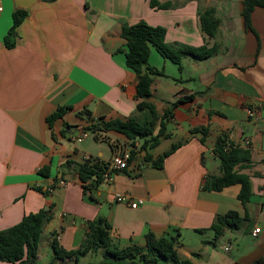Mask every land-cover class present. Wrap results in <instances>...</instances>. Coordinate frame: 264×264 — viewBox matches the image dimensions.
Instances as JSON below:
<instances>
[{
  "label": "crops",
  "instance_id": "1",
  "mask_svg": "<svg viewBox=\"0 0 264 264\" xmlns=\"http://www.w3.org/2000/svg\"><path fill=\"white\" fill-rule=\"evenodd\" d=\"M1 1L0 230L52 207L38 264L41 249H52L55 237L67 249L79 248L87 223L98 217L112 225L115 242L122 247L144 246L148 232L157 237L179 233V255L195 264H204L205 256L213 252L210 245L216 246L223 236L229 264H250L264 255L263 7L255 8L248 29L243 0H158L167 7H153L151 0H35L21 7L28 15L9 48L5 37L18 8L15 0ZM210 7L216 8L221 21L216 36L207 40L200 11ZM140 21L165 26L170 45L200 46L208 41L218 44L220 52L202 60L184 57L180 70L152 48L149 63L165 74L155 76L152 85L150 100L158 112L163 114L182 96L196 98L173 108L166 130L170 137L161 138L150 152L158 157L173 143L189 140L165 159L163 168L145 162L142 152L127 170L116 171L112 182L88 183L85 189L78 170L84 156L103 166L115 153L91 133L80 142L74 137L87 128L89 118L142 115L137 108L138 76L126 66V41L121 36L123 24ZM61 106L70 109L51 127L47 118ZM250 109L256 110L255 116ZM199 126H209L205 142L201 133L190 132ZM223 132L243 147L250 141L252 163L241 170L252 181L247 209L239 199L240 184L221 191L203 188L208 175L221 174L214 147ZM109 134L126 141L118 132ZM45 168L47 174L41 173ZM54 183L55 190L46 193ZM121 194L142 202L137 207L119 202ZM231 210L249 220L226 228L217 241L213 230L198 231ZM257 227L261 230L254 234ZM191 235L194 241L189 243ZM246 239L254 242L241 247Z\"/></svg>",
  "mask_w": 264,
  "mask_h": 264
},
{
  "label": "trees",
  "instance_id": "2",
  "mask_svg": "<svg viewBox=\"0 0 264 264\" xmlns=\"http://www.w3.org/2000/svg\"><path fill=\"white\" fill-rule=\"evenodd\" d=\"M153 7H167L161 5L158 0H151ZM256 7L264 8V0H243V16L248 29L252 28V13ZM28 15V10L18 8L13 12V25L5 37V44L11 48L15 45L17 27ZM220 18L216 8L210 7L200 11V22L207 40L214 38L218 32ZM167 28L162 25H152L146 21L136 24H123L121 36L126 41L125 63L138 76L137 83V108L142 115L126 119L106 120L89 118L87 130L97 141L107 142L114 153L123 147L133 146V161L139 153H145L143 160L156 168H163L165 159L174 153L179 147L188 142L185 139L176 143L158 157H154L150 149L155 148L161 138L170 137L167 130V121L173 116V108L179 103L189 102L196 98V94L185 95L172 102L171 108L159 113L156 105L150 100L154 77L165 75L164 72L149 63L152 48L161 55L178 64L183 70V58L193 57L198 60L210 58L220 52L218 44H205L193 46L183 43L168 44L166 41ZM69 107H59L48 116L47 121L51 127L55 120L62 118ZM159 126L158 133H155ZM111 131L125 136L122 143L109 134ZM209 126L194 127L191 134L201 133V141L205 142L209 135ZM139 142V144H137ZM215 155L220 159L221 174L208 175L203 188L210 191H221L225 187L240 184L239 199L247 209L253 196L251 176L241 170L252 163L251 147H243L233 142L226 132L220 134L214 147ZM103 166L94 160H86L79 165V175L84 183V188H89L88 183L97 185L103 181ZM47 168L40 170L47 174ZM57 185V183H54ZM46 193H49L47 190ZM53 217L52 207L41 209L38 212L29 213L23 219L8 228L0 230V260L15 264H38L40 241L44 231V224ZM249 220V216H240L238 211L231 210L226 214H218L209 228L198 231L213 230L215 241L223 235L226 228H236ZM88 230L85 239L77 249H67L61 245L55 237L51 242L53 258L50 264L67 262L79 263L81 257L88 254H102V260L89 264H195L191 258H182L178 253L180 243L179 233L175 236L157 237L154 233L146 234L144 246L132 243L120 246L113 237V227L104 218L98 217L87 223ZM214 241V242H215ZM199 255V254H195ZM250 264H264V255Z\"/></svg>",
  "mask_w": 264,
  "mask_h": 264
},
{
  "label": "built area",
  "instance_id": "3",
  "mask_svg": "<svg viewBox=\"0 0 264 264\" xmlns=\"http://www.w3.org/2000/svg\"><path fill=\"white\" fill-rule=\"evenodd\" d=\"M3 10V3L0 0V11ZM249 113L251 116L256 115V110H249ZM90 136V132L87 129L82 130V132L74 137L75 142H80L83 141L84 139L88 138ZM247 145L250 146V141L247 142ZM134 149L133 146L129 147H123L120 151L114 154V157L106 164L104 168V173H103V180L107 182H112L114 177V173L116 171H121V170H127L130 167L131 164V159H132V150ZM86 160H94L90 155H85L84 156V161ZM60 185H66V182L64 180H60ZM55 184L50 186L48 191L53 192L55 190ZM117 200L119 202L123 203H131L133 207H137L142 200H133L129 194H121L118 195ZM260 228H255L254 229V234H257L260 232ZM226 250H229L230 247H225Z\"/></svg>",
  "mask_w": 264,
  "mask_h": 264
},
{
  "label": "rangeland",
  "instance_id": "4",
  "mask_svg": "<svg viewBox=\"0 0 264 264\" xmlns=\"http://www.w3.org/2000/svg\"><path fill=\"white\" fill-rule=\"evenodd\" d=\"M102 145L106 146L109 148V144L107 142H100ZM194 238L191 236H188V242L191 243ZM224 241H227L225 237H221L220 240L218 241L217 245L214 246L211 244V249L213 250L212 254L206 255L204 259V264H229L227 262V253L223 249ZM254 242V239H246L244 242L240 243V246H248ZM41 260L39 261V264H50L52 258H53V249L51 247L43 248L41 249ZM102 260V254H88L84 257H81V261L78 264H89V263H98L99 261ZM73 263V262H71ZM60 264H65V263H60ZM74 264V263H73ZM171 264V263H170Z\"/></svg>",
  "mask_w": 264,
  "mask_h": 264
},
{
  "label": "water",
  "instance_id": "5",
  "mask_svg": "<svg viewBox=\"0 0 264 264\" xmlns=\"http://www.w3.org/2000/svg\"><path fill=\"white\" fill-rule=\"evenodd\" d=\"M17 8L29 7L35 0H15Z\"/></svg>",
  "mask_w": 264,
  "mask_h": 264
}]
</instances>
